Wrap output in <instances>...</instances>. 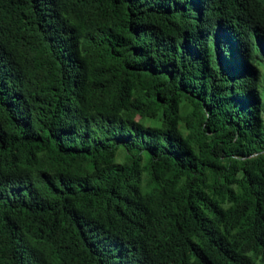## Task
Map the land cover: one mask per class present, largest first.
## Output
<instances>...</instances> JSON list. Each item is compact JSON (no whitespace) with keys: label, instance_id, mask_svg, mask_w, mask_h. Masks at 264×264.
I'll return each instance as SVG.
<instances>
[{"label":"trees","instance_id":"trees-1","mask_svg":"<svg viewBox=\"0 0 264 264\" xmlns=\"http://www.w3.org/2000/svg\"><path fill=\"white\" fill-rule=\"evenodd\" d=\"M0 264H264V0H0Z\"/></svg>","mask_w":264,"mask_h":264},{"label":"rangeland","instance_id":"rangeland-1","mask_svg":"<svg viewBox=\"0 0 264 264\" xmlns=\"http://www.w3.org/2000/svg\"><path fill=\"white\" fill-rule=\"evenodd\" d=\"M122 156H123V153H122V150H120V151L117 153L115 159H116L117 161L121 162V161H123ZM146 175H147V174H146L145 172H144L143 175H142V184H141V188H142V191H143L144 193H145V192H149V191H151V188L147 186L146 181H145Z\"/></svg>","mask_w":264,"mask_h":264}]
</instances>
